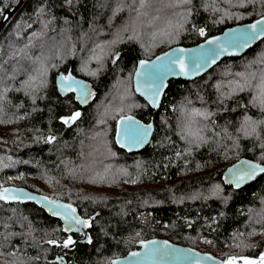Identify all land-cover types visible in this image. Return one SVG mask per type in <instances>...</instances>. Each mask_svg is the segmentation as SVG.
Returning a JSON list of instances; mask_svg holds the SVG:
<instances>
[{"label":"trees","instance_id":"obj_1","mask_svg":"<svg viewBox=\"0 0 264 264\" xmlns=\"http://www.w3.org/2000/svg\"><path fill=\"white\" fill-rule=\"evenodd\" d=\"M17 1L0 0V20ZM261 14L264 0H24L0 29V185L69 202L90 227L80 237L35 201L0 200V264H105L152 236L222 259L258 256L264 173L238 188L221 173L239 157L264 163V124L240 131L264 110L252 89L234 91L238 73L264 71V37L192 79L171 78L157 109L132 75L140 58ZM69 66L95 90L86 105L57 90ZM128 113L155 123L139 151L114 139ZM68 235L75 243L64 247Z\"/></svg>","mask_w":264,"mask_h":264},{"label":"water","instance_id":"obj_2","mask_svg":"<svg viewBox=\"0 0 264 264\" xmlns=\"http://www.w3.org/2000/svg\"><path fill=\"white\" fill-rule=\"evenodd\" d=\"M23 1L24 0H18L17 3L10 10L7 11L4 17L0 20V29L4 24L5 20L9 16L14 14V12L19 8V6L23 3ZM261 19H264V14L258 15L257 17L246 22H240L226 26L221 31L205 36L202 40L194 44L191 45L175 44L158 52L151 58L138 59L132 75V83H133L134 91L136 92V94L141 96L149 104V106H151L153 109H157L160 106V103L162 101V98L164 96V93L168 85V81L171 78L192 79L207 71L216 62H218L221 58L225 56H240L249 47H251L258 40L263 38L264 36L259 37L258 39L251 41V43L245 47L229 48L228 51L221 52V54L218 55L217 58L215 59V62L210 61L206 66H203L199 70H195L192 65V60L200 56L201 53L206 52L209 48H219L223 46L226 40L230 39L233 35L243 32L247 28V26ZM216 38L219 39L216 40ZM209 40H214L216 42L210 45L207 43V41ZM178 59H182L184 63L187 65V72H188L187 75L181 73L179 63H176L171 67H164L166 65H169L170 61L178 60ZM140 61L147 62L145 68H141ZM149 69L157 72L158 75L163 79V87L160 90V95L157 98V103L155 105H153L150 102L151 93H150L149 84L146 81V77L144 75H137L138 72L144 73ZM69 74H71L75 78V80L80 82L83 86H86L87 90L91 93V95L87 98V102H83L82 99L77 98L80 95L79 90L71 91L67 93L61 91L59 78L61 77V75L67 76ZM55 84L58 92L62 95H66L68 93H74V97L80 105L88 104L95 95V90L92 84L85 78L74 74L71 66H69L65 72H60L56 75ZM126 117H132L134 121L138 122V126L151 125V128L149 129V134L145 138L143 144L140 145L130 144L129 140L126 137L122 135L121 136L117 135L118 130H122L123 127H125L126 123H128L124 119ZM154 129H155V123L153 118H151L148 121H145L133 113H128L118 117L115 126L114 139L117 145L125 149L126 151L129 152L139 151L143 149L150 142ZM242 162H246V164L242 165ZM247 164H259L261 167H264V163H261L254 159L248 157H239L233 160L232 162H230L229 164H227L222 170L221 179L223 183L238 188L240 186H243L251 182L257 176L264 173V172H257V174L252 179H246L243 182L239 183V186H237L236 176L234 175V173L241 167H246ZM229 169H233V172L230 173L228 171ZM5 188L10 190L9 192L10 196H17L19 197V199H6L4 201L28 200V201L37 202L38 200L40 202H43L44 204L46 203L47 206L49 207L55 208V205L50 203L51 197H49L46 194L31 191L25 187L15 186V185L4 186L3 189H1L0 191H3ZM45 197L47 198V200L44 199ZM38 204L41 205V203ZM153 241H155L154 244L152 243ZM136 243H137V247L135 249H130L127 253L123 255L113 257L110 262L105 264H111L112 261H116V264H197V261H199V264H222L223 262V259L221 257L213 254L210 251L200 250L188 244L172 241L166 237L152 236L148 238H140L137 240ZM153 250H157L159 254H153ZM132 253H137L138 255L133 256ZM99 264H103V263H99Z\"/></svg>","mask_w":264,"mask_h":264},{"label":"snow or ice","instance_id":"obj_3","mask_svg":"<svg viewBox=\"0 0 264 264\" xmlns=\"http://www.w3.org/2000/svg\"><path fill=\"white\" fill-rule=\"evenodd\" d=\"M199 34L201 36L205 35L204 29L200 28ZM227 35V34H226ZM264 36V19L257 20L255 23L247 26V28L236 35H233L230 39L226 40L225 44L219 48H209L206 52L201 53L200 56L194 58L192 60V65L195 70L201 69L203 66H206L210 61L215 62V59L221 52L228 51L229 48H241L245 47L251 43V41L258 39L259 37ZM219 38H216L218 40ZM216 41L209 40L207 41L208 44H214ZM183 51V50H181ZM167 55V54H165ZM117 58L119 55L117 54ZM115 62V61H113ZM179 63L180 71L182 74L187 75V65L184 63L182 59L172 60L169 62V65L164 67H171ZM146 61H140L141 68L146 67ZM137 75H144L146 77V81L149 84L151 99L150 102L155 105L157 103V98L160 95V90L163 87V79L158 75L157 72L149 69L144 73L138 72ZM243 80V83L240 81H235V90L244 91L245 88L252 89L255 91L256 95L253 97V102L258 104L261 107V110H264V71H261L259 77H257L256 73H250L247 77L244 73H238ZM60 79V89L62 92L67 93L71 91L79 90L80 95L77 97L78 99H82L83 102H87V98L91 95V93L87 90L86 86H83L80 82L76 81L75 78L69 74L67 76L61 75ZM257 83L253 84V81H257ZM139 90V89H138ZM198 115L204 116L207 119V116L210 115L208 113H197ZM81 113L79 111L73 113L71 116L62 118L65 124H70L75 122ZM128 123H126L125 127L122 130H118V136L126 137L130 144L140 145L143 144L145 138L149 134V129L151 125L147 126H138V122L134 121L132 117L124 118ZM259 124H264V121H252L251 118L245 117L243 123L241 124L240 131L244 133L245 136L254 135L256 134V129ZM192 135V133H189ZM195 135L199 136L197 132ZM55 137H49L48 141L51 142L54 140ZM202 140L203 137H200ZM119 142V141H118ZM123 146V145H122ZM179 155V153H177ZM246 164V162H242V165ZM230 173L233 172V169L228 170ZM257 172H264V167H261L259 164H247L246 167H241L238 169L234 175L236 176V183L239 186V183L243 182L246 179H252ZM10 190L4 189L0 191V200L6 199H19L17 196H10ZM47 200V198H44ZM51 204L55 205V209L53 210V215L61 216L63 219L66 220L67 226L65 227L64 231H74L79 230L80 227H90V222L88 220L81 219L80 217L76 216V209L72 208L71 205H59L56 204L55 201H51ZM91 243V238L88 240ZM49 244H56L55 240L48 241ZM75 242L72 240L71 236L68 237L67 240L64 241L63 246L68 247L73 245ZM153 244L155 241L152 242ZM153 254H159L157 250H153ZM133 256L138 255L137 253H132ZM236 257H231L227 261L222 262V264H236ZM111 264H116V261H112ZM199 264V261H197ZM243 264H264V254H261L259 259H248L243 258Z\"/></svg>","mask_w":264,"mask_h":264},{"label":"rangeland","instance_id":"obj_4","mask_svg":"<svg viewBox=\"0 0 264 264\" xmlns=\"http://www.w3.org/2000/svg\"><path fill=\"white\" fill-rule=\"evenodd\" d=\"M3 187H4V186H1V185H0V190L3 189ZM51 201H55L56 204H59V205H71V204H69V203H67V202H64V201H61V200H59V199H53V198H51ZM37 202H38V203H41V205H42L43 207H45V208H46L48 211H50L51 213H53V210H56V209L53 208V207H49V206H47L46 203L44 204L43 202H40V201H38V200H37ZM71 206H72V208H75L73 205H71ZM51 208H52V209H51ZM75 214H76V216L80 217L81 219L87 220V219L81 217V216L78 214L77 210H76V213H75ZM59 217L62 219V221H63V226H64V228H65V227L67 226V222H66V220L63 219L61 216H59ZM86 229H87V227H80L79 230H75V231L79 232V236H80V237H86V236H87ZM69 236H71L72 240L76 239L75 236L68 235V236L63 240L62 243H64V241L67 240ZM261 254H264V247H263L262 251L260 252V254H259L258 256H245V255L226 256L225 258H223V262H224V261H227V260H228L229 258H231V257H236V258H237V260H236V264H243V258L257 259V260H258Z\"/></svg>","mask_w":264,"mask_h":264},{"label":"flooded vegetation","instance_id":"obj_5","mask_svg":"<svg viewBox=\"0 0 264 264\" xmlns=\"http://www.w3.org/2000/svg\"><path fill=\"white\" fill-rule=\"evenodd\" d=\"M73 95H74V93H73Z\"/></svg>","mask_w":264,"mask_h":264}]
</instances>
